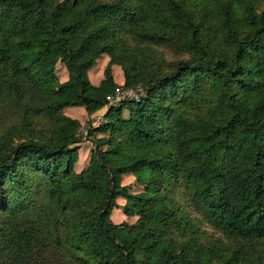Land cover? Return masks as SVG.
Instances as JSON below:
<instances>
[{
	"label": "trees",
	"instance_id": "1",
	"mask_svg": "<svg viewBox=\"0 0 264 264\" xmlns=\"http://www.w3.org/2000/svg\"><path fill=\"white\" fill-rule=\"evenodd\" d=\"M0 204V264H264V0H0Z\"/></svg>",
	"mask_w": 264,
	"mask_h": 264
},
{
	"label": "rangeland",
	"instance_id": "2",
	"mask_svg": "<svg viewBox=\"0 0 264 264\" xmlns=\"http://www.w3.org/2000/svg\"><path fill=\"white\" fill-rule=\"evenodd\" d=\"M158 51H161L162 55L167 60H171V58L174 57V52L170 49H158ZM104 67L105 65L100 59L95 62V66L91 68L88 77L91 84L96 83L98 78L102 76L101 68ZM54 73L57 77L58 82L64 81L66 77V72L61 63H56ZM117 75L118 74L116 72H113V76L116 81H118ZM68 110L70 109H65L63 111L64 115L73 116L77 118V120L80 122L79 135L82 137L85 136L88 127L94 128L100 121L98 120V118L89 119L85 115V113L81 110H74L72 112H68ZM91 150H92L91 143L89 141H86L85 139H82V142L78 144V152H77L78 162L76 164L77 166L75 167V172L86 166ZM121 185L128 186L129 190L134 193L140 190V188L135 184L134 179L130 175L124 176L122 178ZM116 203L120 207L121 205H123L124 201L121 199H117ZM119 207L115 208L113 214H111L110 216L111 222L114 224H118L120 222H125L127 224H134L136 218L134 217L126 218L125 216L122 215ZM0 210H1V204H0ZM191 216L193 218H197L195 214H192ZM196 227L198 231L201 233L202 235L201 240L202 243L205 245H211L215 243L219 249H228L234 251L236 250L238 253H241V255L244 258H253L254 255L256 254V251L259 249V247H257V244H255L254 242H243L241 244H236L232 242L229 238H227L225 235L214 232L212 228L205 222H200L196 220Z\"/></svg>",
	"mask_w": 264,
	"mask_h": 264
},
{
	"label": "crops",
	"instance_id": "3",
	"mask_svg": "<svg viewBox=\"0 0 264 264\" xmlns=\"http://www.w3.org/2000/svg\"><path fill=\"white\" fill-rule=\"evenodd\" d=\"M101 60L103 63H104V65H106V63H107V61H108V58L106 57V56H104V55H102V56H100L97 60ZM96 60V61H97ZM95 66V65H94ZM93 66V67H94ZM116 67V68H115ZM103 69L104 68H101V73H102V71H103ZM91 70V69H90ZM90 70L87 72V77H89V72H90ZM119 68L117 67V66H111V73H112V77H113V82H114V84L116 85V87H120L121 85H122V76H121V72L119 73ZM113 72H116L118 75H117V80L118 81H116L115 80V78H114V76H113ZM66 80V77H65V79H64V81ZM89 80V79H88ZM102 80V76H100L99 78H98V80H97V82L96 83H92L91 85L92 86H97L98 84H99V82ZM63 81V82H64ZM90 82V81H89ZM91 83V82H90ZM65 109H70V110H68V112H72V111H74V110H81V111H83L84 112V110H83V108L82 107H75V108H65ZM65 109H63V111L65 110ZM63 111H62V113H63ZM104 111H105V108H103V109H101V110H99V111H97L96 113H94L93 115H91L90 117H88L89 119H93V118H98V120H100V117L103 115V113H104ZM85 113V112H84ZM64 114V113H63ZM86 115V114H85ZM67 116V115H66ZM67 117H69V118H71V119H75V120H77V118H75V117H73V116H67ZM78 121V120H77ZM79 122V121H78ZM80 123V122H79ZM78 152V151H77ZM78 158V157H77ZM77 162L78 161H76V163H75V165H74V171H75V167L77 166L76 164H77ZM87 165V164H86ZM86 167V166H85ZM85 167H83L82 169H84ZM82 169H79V170H77L76 171V173H78V172H80ZM125 176H128V175H125ZM124 176H122L121 177V182H122V178H123ZM122 200V199H121ZM117 204V203H116ZM122 206V205H121ZM120 206V207H121ZM117 207H119L118 205H117ZM120 207H119V209H120ZM115 210V208L111 211V214H113V211ZM111 214H110V216H111ZM111 221V220H110Z\"/></svg>",
	"mask_w": 264,
	"mask_h": 264
},
{
	"label": "built area",
	"instance_id": "4",
	"mask_svg": "<svg viewBox=\"0 0 264 264\" xmlns=\"http://www.w3.org/2000/svg\"><path fill=\"white\" fill-rule=\"evenodd\" d=\"M142 95H143V91L139 87L125 89V90L117 88L114 91V94L112 96H108L105 99H106L108 105H115L119 101H122V100L138 101Z\"/></svg>",
	"mask_w": 264,
	"mask_h": 264
}]
</instances>
